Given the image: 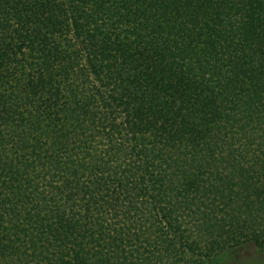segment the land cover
<instances>
[{"label":"trees","instance_id":"16d2710c","mask_svg":"<svg viewBox=\"0 0 264 264\" xmlns=\"http://www.w3.org/2000/svg\"><path fill=\"white\" fill-rule=\"evenodd\" d=\"M249 244L264 0H0V264H218Z\"/></svg>","mask_w":264,"mask_h":264},{"label":"rangeland","instance_id":"374dc122","mask_svg":"<svg viewBox=\"0 0 264 264\" xmlns=\"http://www.w3.org/2000/svg\"><path fill=\"white\" fill-rule=\"evenodd\" d=\"M220 264H264V250L249 244L230 251L220 259ZM218 263V264H219ZM170 264H182L170 260ZM200 264V263H197ZM213 264H215L213 262Z\"/></svg>","mask_w":264,"mask_h":264}]
</instances>
